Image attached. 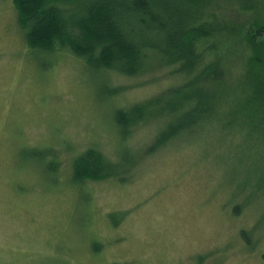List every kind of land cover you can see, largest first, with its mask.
<instances>
[{
  "label": "rangeland",
  "instance_id": "374dc122",
  "mask_svg": "<svg viewBox=\"0 0 264 264\" xmlns=\"http://www.w3.org/2000/svg\"><path fill=\"white\" fill-rule=\"evenodd\" d=\"M256 6L264 21V0ZM214 9L227 20L194 28L231 44L222 61L241 51L225 38L243 19ZM195 53L183 72L94 71L67 49L28 47L12 0H0V264H264V120L246 106L252 79L238 57L210 111L165 142L168 112L125 134L114 122L203 72L212 55ZM89 149L115 171L75 182L73 161Z\"/></svg>",
  "mask_w": 264,
  "mask_h": 264
},
{
  "label": "trees",
  "instance_id": "16d2710c",
  "mask_svg": "<svg viewBox=\"0 0 264 264\" xmlns=\"http://www.w3.org/2000/svg\"><path fill=\"white\" fill-rule=\"evenodd\" d=\"M12 2L28 47L47 52L67 49L94 71L113 70L121 75L136 76L152 66L182 62L179 72H183L184 68L190 70L199 63V54L195 53L199 48L209 51L213 57L211 62L185 86L170 89L163 96L143 104L115 110L114 122L121 134H125L130 125L135 126L163 111L172 115L162 134L164 142L178 130L200 121L199 118L215 105L213 86L232 74L225 72L227 64L233 62L237 68V57L252 79V86L246 84L244 91L241 89L248 93L246 106L264 120V21H258L254 15L257 0ZM216 7L228 10L231 15L236 13L243 19L230 24V38L229 34L225 38L240 45L241 51L228 50L230 55L222 61L219 57L231 49V44L223 45L218 35L205 26L194 28L197 23L211 26L216 20H227V12L222 15L221 11L216 12ZM207 73L213 74L214 80ZM203 80L205 85L200 83ZM185 104L188 110L184 115L175 116V111ZM113 171L115 168L92 149L79 154L73 161L75 182L105 179Z\"/></svg>",
  "mask_w": 264,
  "mask_h": 264
}]
</instances>
